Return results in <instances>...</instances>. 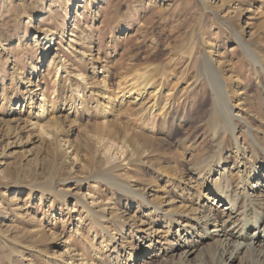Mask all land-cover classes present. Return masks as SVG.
Returning a JSON list of instances; mask_svg holds the SVG:
<instances>
[{
	"label": "rangeland",
	"instance_id": "1",
	"mask_svg": "<svg viewBox=\"0 0 264 264\" xmlns=\"http://www.w3.org/2000/svg\"><path fill=\"white\" fill-rule=\"evenodd\" d=\"M205 55L259 131L264 0H0V264L145 260L149 250L126 259L132 238L159 227L107 182L152 204L189 193L188 166L212 149L211 96L194 79ZM144 70L154 82L142 97Z\"/></svg>",
	"mask_w": 264,
	"mask_h": 264
},
{
	"label": "bare ground",
	"instance_id": "2",
	"mask_svg": "<svg viewBox=\"0 0 264 264\" xmlns=\"http://www.w3.org/2000/svg\"><path fill=\"white\" fill-rule=\"evenodd\" d=\"M49 35H44V39ZM234 42L258 64L239 37ZM47 43L51 48L52 38ZM193 61L196 83L202 82L211 96L205 126L211 134L212 149L188 166L186 186L193 191L173 196L168 191L159 204L150 203L146 196L125 183H116L114 178L107 182L124 200L138 201L135 213L151 215L148 221L159 227L145 236H140L142 232L134 235L132 239L139 243L126 259L149 250L141 264H264V124L257 131L242 118V110L230 102L228 84L208 55ZM157 74L163 75L160 71ZM139 77L142 85H138V90L143 97L152 88L154 77L147 70L140 72ZM36 91L42 95L38 111L43 117L45 94L39 88ZM48 122L41 129L54 123ZM240 136H245L244 144L240 143ZM142 141L149 142L147 138ZM107 153L108 162L123 155L113 144ZM194 194L196 202L188 201L187 197ZM153 234L157 240L152 242ZM162 235L168 236L164 242L158 241ZM144 238L150 246L142 244Z\"/></svg>",
	"mask_w": 264,
	"mask_h": 264
}]
</instances>
